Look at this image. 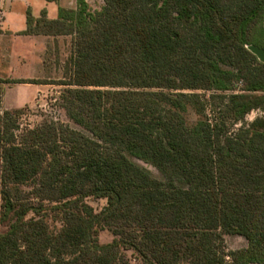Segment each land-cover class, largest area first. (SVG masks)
I'll return each instance as SVG.
<instances>
[{
    "label": "trees",
    "instance_id": "obj_1",
    "mask_svg": "<svg viewBox=\"0 0 264 264\" xmlns=\"http://www.w3.org/2000/svg\"><path fill=\"white\" fill-rule=\"evenodd\" d=\"M27 22L74 35L58 98L80 129L21 128L23 107L0 98V264H130L121 248L144 264H264V118L244 121L264 109L248 48L264 49V0H77ZM200 90L219 98L212 120ZM101 227L119 237L101 243ZM225 234L247 244L225 250Z\"/></svg>",
    "mask_w": 264,
    "mask_h": 264
},
{
    "label": "rangeland",
    "instance_id": "obj_2",
    "mask_svg": "<svg viewBox=\"0 0 264 264\" xmlns=\"http://www.w3.org/2000/svg\"><path fill=\"white\" fill-rule=\"evenodd\" d=\"M77 1V0H76ZM90 9L97 10L102 4L103 0H84ZM68 8V7H67ZM35 27V26H34ZM45 28H41V30ZM34 30V29H33ZM36 39H32L29 42L30 53L29 55V67H31L34 75V81L36 84V91L34 94L27 95L29 92V85L25 82H21L16 78V73L5 75L0 72V98L2 109H5L8 105L3 100V94L7 92L8 94H20L23 96V110L18 116V123L21 128L33 127L42 120L51 119L57 122L69 123L72 127L80 129L76 124L70 122L64 111L60 108L59 104V94L65 88L64 85L59 82L67 81L71 78L72 73V60L74 56V35L73 34H43L36 35ZM2 45L10 44V41L7 43L1 41ZM12 43V42H11ZM23 44L21 42H15V52L12 51V48H9L7 54L4 53L6 50H3L4 54L0 52L1 62L6 63V60H9L8 55L14 56L21 55L20 48ZM5 48V47H4ZM2 48V49H4ZM4 65H0V69H3ZM5 68V67H4ZM200 92L206 94L205 98L207 99V115L210 120L214 119L216 112L214 109V104L218 105L219 98L212 99L211 96L216 94L211 90H200ZM218 100V101H217ZM220 102V101H219ZM256 118H264V109H254L250 111L245 116V123H249ZM240 123L233 126V129L237 128ZM150 171L154 176L160 177L158 170L151 166L147 165ZM24 190H29L30 186H22ZM86 203L89 204L95 212H99L105 205V198H96L93 196H88L85 199ZM1 204V198H0ZM36 204V203H35ZM43 209L40 211L39 216L44 218L46 223L49 226V229L52 232H55L62 225L60 213L53 208L56 202L53 201H43ZM33 212L29 213V216H32ZM36 216V215H35ZM6 229L5 224H0V232H3ZM119 236L115 235L107 227H101L98 233V239L101 243L110 242L114 238ZM247 244L246 239L240 235H224L223 246L225 250L236 249L243 247ZM121 251L124 252L126 257L129 259L130 264H144L142 260L136 255L131 249L121 248Z\"/></svg>",
    "mask_w": 264,
    "mask_h": 264
},
{
    "label": "crops",
    "instance_id": "obj_3",
    "mask_svg": "<svg viewBox=\"0 0 264 264\" xmlns=\"http://www.w3.org/2000/svg\"><path fill=\"white\" fill-rule=\"evenodd\" d=\"M77 5L76 0H58V1H45V0H0V9L2 11V20L0 21V52L6 50L4 53L7 54V50L12 48L15 52V42H21L23 45L20 48L21 55L12 56L8 55L9 60L6 63L1 62L2 56H0V65H4L3 69H0L5 75H10L16 73L18 80L24 81L25 84L29 85L28 96L34 94L36 91L34 75L31 67H29V55L32 46L29 44L36 35H43L48 33H36L35 31H28L29 24L27 22V16L32 18H38L41 15L45 17L54 19L58 16L59 7L75 8ZM30 29V28H29ZM1 41L9 42L8 45H2ZM12 42V43H11ZM5 47V48H4ZM4 48V49H2ZM3 53V54H4ZM31 55L30 57H32ZM3 100L8 105L5 109L20 108L23 107L25 102H23V96L17 93L13 95L5 92L3 94Z\"/></svg>",
    "mask_w": 264,
    "mask_h": 264
},
{
    "label": "water",
    "instance_id": "obj_4",
    "mask_svg": "<svg viewBox=\"0 0 264 264\" xmlns=\"http://www.w3.org/2000/svg\"><path fill=\"white\" fill-rule=\"evenodd\" d=\"M248 48L257 56V58L264 62V49L256 45H249Z\"/></svg>",
    "mask_w": 264,
    "mask_h": 264
},
{
    "label": "built area",
    "instance_id": "obj_5",
    "mask_svg": "<svg viewBox=\"0 0 264 264\" xmlns=\"http://www.w3.org/2000/svg\"><path fill=\"white\" fill-rule=\"evenodd\" d=\"M2 16H3V14H2V11L0 9V21L2 20Z\"/></svg>",
    "mask_w": 264,
    "mask_h": 264
}]
</instances>
